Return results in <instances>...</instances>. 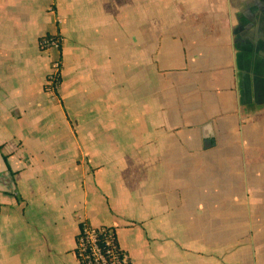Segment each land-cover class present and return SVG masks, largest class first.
<instances>
[{
    "label": "crops",
    "instance_id": "1",
    "mask_svg": "<svg viewBox=\"0 0 264 264\" xmlns=\"http://www.w3.org/2000/svg\"><path fill=\"white\" fill-rule=\"evenodd\" d=\"M263 29L264 0H0V264H77L82 222L132 264H264Z\"/></svg>",
    "mask_w": 264,
    "mask_h": 264
},
{
    "label": "built area",
    "instance_id": "2",
    "mask_svg": "<svg viewBox=\"0 0 264 264\" xmlns=\"http://www.w3.org/2000/svg\"><path fill=\"white\" fill-rule=\"evenodd\" d=\"M39 39L42 49L52 48L58 55L51 60L50 68L44 79L45 89L56 92L61 77V37L49 34ZM75 257L77 264H132L127 251L122 249L109 226L92 227L82 222L75 236Z\"/></svg>",
    "mask_w": 264,
    "mask_h": 264
},
{
    "label": "rangeland",
    "instance_id": "3",
    "mask_svg": "<svg viewBox=\"0 0 264 264\" xmlns=\"http://www.w3.org/2000/svg\"><path fill=\"white\" fill-rule=\"evenodd\" d=\"M263 33L261 35H263L262 39L264 40V29L262 30ZM263 219V218H262ZM264 220V219H263Z\"/></svg>",
    "mask_w": 264,
    "mask_h": 264
},
{
    "label": "trees",
    "instance_id": "4",
    "mask_svg": "<svg viewBox=\"0 0 264 264\" xmlns=\"http://www.w3.org/2000/svg\"><path fill=\"white\" fill-rule=\"evenodd\" d=\"M46 36H49V34H47Z\"/></svg>",
    "mask_w": 264,
    "mask_h": 264
}]
</instances>
